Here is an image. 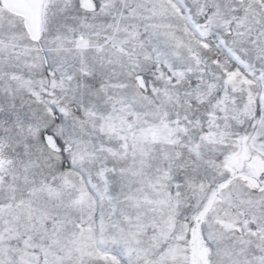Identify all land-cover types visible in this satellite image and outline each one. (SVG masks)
<instances>
[{"label":"snow or ice","instance_id":"snow-or-ice-1","mask_svg":"<svg viewBox=\"0 0 264 264\" xmlns=\"http://www.w3.org/2000/svg\"><path fill=\"white\" fill-rule=\"evenodd\" d=\"M0 264H264V0H0Z\"/></svg>","mask_w":264,"mask_h":264}]
</instances>
